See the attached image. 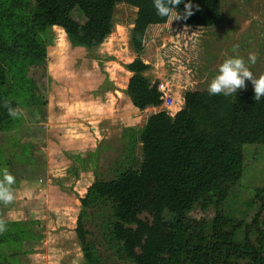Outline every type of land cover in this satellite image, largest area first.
<instances>
[{"label": "rangeland", "instance_id": "374dc122", "mask_svg": "<svg viewBox=\"0 0 264 264\" xmlns=\"http://www.w3.org/2000/svg\"><path fill=\"white\" fill-rule=\"evenodd\" d=\"M221 5L215 28L186 29L171 19L152 28L136 52V9L127 4L115 6L112 33L90 49L58 27H35L36 0H0V108L7 110L0 115V169L15 177L13 201L0 202V264H87L75 234L78 218L97 264H132L112 238V206L89 191L95 181L139 166L141 132L148 117L164 109L139 111L121 94L130 76L126 65L148 64L145 77L171 82L177 101L183 88L199 86L203 74L216 75L231 55L247 62L254 54V75L264 73V0ZM255 191L264 193L262 148L246 152L227 204ZM213 217L210 207L190 213L196 223ZM225 264L246 262L230 256Z\"/></svg>", "mask_w": 264, "mask_h": 264}, {"label": "trees", "instance_id": "16d2710c", "mask_svg": "<svg viewBox=\"0 0 264 264\" xmlns=\"http://www.w3.org/2000/svg\"><path fill=\"white\" fill-rule=\"evenodd\" d=\"M119 3L136 9L131 29L136 52L144 49L152 28L172 19L157 16L152 0H36L32 23L37 28L58 27L91 49L112 33ZM191 3L198 6L192 15L175 19L181 27L213 29L220 24L222 0ZM183 10L181 3L177 11ZM262 31L264 36V24ZM249 67L255 74L252 64ZM149 69L141 60L126 65L131 77L125 95L139 111L163 103L158 82L144 76ZM203 75L199 86L183 88L182 106L175 115L160 111L148 117L140 135L142 159L137 168H128L111 181H95L89 188L112 206V238L132 264H225L230 256L246 264H264V193L233 200L232 208L227 204L241 180L246 152L264 150V97L254 100L247 80L234 96H210L207 84L215 75ZM6 111L0 108V115ZM197 206L213 209L210 222L190 219ZM75 234L86 263L97 264L86 246L80 218Z\"/></svg>", "mask_w": 264, "mask_h": 264}, {"label": "clouds", "instance_id": "9594fccd", "mask_svg": "<svg viewBox=\"0 0 264 264\" xmlns=\"http://www.w3.org/2000/svg\"><path fill=\"white\" fill-rule=\"evenodd\" d=\"M156 15L167 18L172 15L173 19H187L192 15V8L198 7L191 3V0H152ZM184 4L181 14L177 11L179 4ZM256 63V56L249 54L247 62L239 55L226 57L218 66L216 75L208 82L207 92L211 95H223L225 97L234 96L238 89L245 86V81H249L253 86V99L259 101L264 97V73L254 76L249 65ZM10 115H15L10 112ZM15 177L9 173L7 168L0 169V202L9 204L13 201L12 185ZM4 221L0 220V232L4 231Z\"/></svg>", "mask_w": 264, "mask_h": 264}, {"label": "built area", "instance_id": "2783aa9c", "mask_svg": "<svg viewBox=\"0 0 264 264\" xmlns=\"http://www.w3.org/2000/svg\"><path fill=\"white\" fill-rule=\"evenodd\" d=\"M157 90L163 97V101H162L163 103L161 105L164 107L163 111L171 115H175L181 109L182 105H181V101H177L176 99L173 98L172 95L173 86L171 82L166 81L158 84Z\"/></svg>", "mask_w": 264, "mask_h": 264}, {"label": "crops", "instance_id": "0c3cea01", "mask_svg": "<svg viewBox=\"0 0 264 264\" xmlns=\"http://www.w3.org/2000/svg\"><path fill=\"white\" fill-rule=\"evenodd\" d=\"M98 47H99V46H98ZM95 48H97V47H95ZM128 73H129V72H128ZM145 74H146V73H144V76H145ZM129 75H130V76H129V78H130V77H131V73H129ZM129 78H128V79H129ZM125 89H126V88H124V90H123L124 92H125ZM121 94L125 95L123 92H122ZM181 105H182V104H181ZM150 108H151V107H150ZM157 108H158V107H157ZM160 108H161V107H160ZM147 109H149V108H147ZM145 110H146V109H145Z\"/></svg>", "mask_w": 264, "mask_h": 264}]
</instances>
